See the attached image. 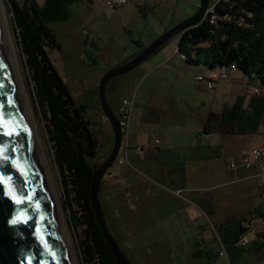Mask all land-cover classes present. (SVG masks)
<instances>
[{
	"label": "rangeland",
	"instance_id": "rangeland-1",
	"mask_svg": "<svg viewBox=\"0 0 264 264\" xmlns=\"http://www.w3.org/2000/svg\"><path fill=\"white\" fill-rule=\"evenodd\" d=\"M36 1L41 4L44 0ZM217 1L209 0L206 17ZM1 2L75 258L77 264H83L78 246L83 225L73 223L80 209L53 162L43 115L35 107L32 83L12 28L10 7L7 0ZM199 4L200 0H126L112 7L103 0H78L70 4L66 19L50 23L60 50H49V56L76 102L88 106L86 115L97 132L100 147L95 166L106 159L113 138L98 94L88 102L87 91L98 88L106 70L125 62L166 29L195 14ZM179 38V34L173 36L152 57L110 79L105 90L107 101L113 105L121 98L134 100L129 149L126 155L120 150L118 157L123 164L115 162L107 170L113 176H104L100 187L103 195L105 189L110 195L119 191L112 198H102L120 207L115 218L121 229L116 233L108 226L132 264H202L192 256L196 242L217 251L219 223L231 215L257 216L253 209L264 202L260 177L243 179L252 173L229 168L233 160L264 147V119L254 135L203 134L206 122L217 123L212 113L231 106L239 94L251 95L255 89L262 92L260 81L228 67L211 70L186 63L176 53ZM133 40H139L142 46ZM221 73L228 77L222 78ZM202 74L214 78L213 88L196 80L195 76ZM220 144L237 152L229 153ZM192 186L199 191H191ZM107 217L111 223L112 215ZM250 226L246 236L258 239L256 233L264 230V218L254 219ZM213 264H264V249L245 253L232 263L221 256Z\"/></svg>",
	"mask_w": 264,
	"mask_h": 264
},
{
	"label": "trees",
	"instance_id": "trees-1",
	"mask_svg": "<svg viewBox=\"0 0 264 264\" xmlns=\"http://www.w3.org/2000/svg\"><path fill=\"white\" fill-rule=\"evenodd\" d=\"M7 1L16 42L32 83L35 107L43 115L53 162L69 185L72 198L80 209V215L77 221L73 217V223L83 225V237L78 240L83 264H116L95 220L89 198L92 168L100 147L97 132L86 115L88 106L76 102L49 56V50H60V42L50 23L66 19L70 4L78 0H44L41 4L36 0H23L21 3L17 0ZM212 14L216 18L213 22L210 20ZM133 41L142 46L139 40ZM177 53L190 65H204L211 70L228 67L260 81L262 92L255 89L251 95L239 94L231 106L225 105L220 113H212L217 123L214 120L206 122L203 129L205 135L218 132L237 137L257 134L264 119V0H218L202 22L180 35ZM109 105L116 114L117 106ZM220 145L226 147L225 144ZM245 155L233 161L240 163ZM247 172L258 177L256 169ZM104 176L113 175L106 171ZM115 176L117 179L118 176ZM262 186L264 189V184ZM262 191L260 195L264 198ZM110 194L105 189L103 195L101 190L99 198L108 229L109 224L118 233L122 224L115 215H118L120 207L102 197L112 198L119 195V191ZM263 206L264 202L253 209L257 216L227 217L217 227L219 249L215 251L197 241L192 256L202 264H213L224 249L232 263L245 253L263 250L264 230L256 233L258 239L249 238L247 244L241 242L249 232L252 221L264 218ZM109 213L113 217L111 223L107 217Z\"/></svg>",
	"mask_w": 264,
	"mask_h": 264
},
{
	"label": "water",
	"instance_id": "water-1",
	"mask_svg": "<svg viewBox=\"0 0 264 264\" xmlns=\"http://www.w3.org/2000/svg\"><path fill=\"white\" fill-rule=\"evenodd\" d=\"M209 0H200L195 14L166 29L128 60L105 71L98 99L112 131L106 159L93 166L89 198L95 220L116 264H132L108 229L99 192L106 171L119 154L122 132L106 98L110 79L124 74L156 54L175 35L206 17ZM0 264H72L68 242L37 147L28 105L18 80L14 55L0 10Z\"/></svg>",
	"mask_w": 264,
	"mask_h": 264
},
{
	"label": "built area",
	"instance_id": "built-area-1",
	"mask_svg": "<svg viewBox=\"0 0 264 264\" xmlns=\"http://www.w3.org/2000/svg\"><path fill=\"white\" fill-rule=\"evenodd\" d=\"M106 5L108 6H119L122 5L126 2V0H103ZM212 11V10H210ZM208 11V13L210 12ZM208 15V14H207ZM206 18V17H205ZM215 16L212 14L210 16V20L213 22L215 20ZM232 68H234V65H232ZM220 76L222 78L228 77L227 73H221ZM196 80L199 81L200 83L204 84L208 88H213L214 87V78L213 77H206L205 75H196L195 76ZM133 106H134V100L133 98H121L117 104V109H116V116L118 117V122L121 128L122 132V141H121V146L119 149H122L124 155L127 154V151L129 149V133H128V128L130 124L131 117L133 116ZM159 143V140L156 141ZM141 148H138V151ZM119 155V154H118ZM115 162L119 165L123 164L122 158L118 157L116 158ZM230 168L232 170H253L256 169L258 171V177L262 179V182L264 184V148H255L253 149L249 154L245 155L240 163L233 161L230 164ZM262 195L264 196V189L262 191ZM243 244H247L249 242V237L244 236L241 241ZM221 256H227V253L224 249L220 251Z\"/></svg>",
	"mask_w": 264,
	"mask_h": 264
},
{
	"label": "bare ground",
	"instance_id": "bare-ground-1",
	"mask_svg": "<svg viewBox=\"0 0 264 264\" xmlns=\"http://www.w3.org/2000/svg\"><path fill=\"white\" fill-rule=\"evenodd\" d=\"M0 10H1V14H2V20L4 22L5 29H6L7 39H8V42L10 44L11 51H12V53L14 55L16 69H17V75H18V80H19V83H20V86H21V91H22V94H23V96H24V98L26 100V103H27L28 109H29V113H30V116H31V122H32L33 130H34V135H35V138H36L37 147L39 149V152H40V155H41V160L43 162V166H44L46 174H47V180L49 181L51 189L53 191L57 212H58V215L60 217L62 228L64 230V233H65V236H66V239H67V242H68L70 258H71L72 264H77V261H76V258H75V254H74V251H73L71 238H70V235H69V232H68V229H67L65 218L63 216V211H62V208H61L59 197H58V195L56 193V190H55V187H54L55 183L53 184V181H52V177H51V173H50V169H49L50 166H49V162H48V154L45 152V149L42 146L43 143H41V139H40L39 134H38L37 123H36L35 116H34V113H33V110H32L31 102H30L31 100H29V97H28V94L26 92L25 85H24V82H23L24 80L22 79L21 72H20L21 70H20V61H19V58H18L19 56L17 54L16 46H15V43L13 41V38H12V35H11V31L9 30V27H8L6 14H5L4 10H3V6H2L1 0H0Z\"/></svg>",
	"mask_w": 264,
	"mask_h": 264
},
{
	"label": "crops",
	"instance_id": "crops-1",
	"mask_svg": "<svg viewBox=\"0 0 264 264\" xmlns=\"http://www.w3.org/2000/svg\"><path fill=\"white\" fill-rule=\"evenodd\" d=\"M163 48V47H162ZM177 53V52H176ZM173 58V56L167 61V62H169L171 59ZM119 64H121V63H119ZM96 94H98V88L97 87H92V88H90V90H88L87 91V98L86 99H89V100H87L88 102H90V101H92L94 98H96ZM118 102H119V100H118ZM82 103H84V104H86L85 102H83L82 101ZM118 104V103H117ZM117 106V105H116ZM263 123V122H262ZM227 147V151H229L230 149H229V145H227L226 146ZM257 148H264V147H257ZM232 151L230 150L229 151V153H231ZM237 151H235L234 150V152L233 153H236ZM237 171H239V170H237ZM206 178V177H205ZM249 178H255V175L252 173V175L251 176H248V177H244L243 179H249ZM196 180H198V179H196ZM199 181V180H198ZM190 190H192L193 192H196V191H199V188H196V187H193L192 186V188H190Z\"/></svg>",
	"mask_w": 264,
	"mask_h": 264
},
{
	"label": "flooded vegetation",
	"instance_id": "flooded-vegetation-1",
	"mask_svg": "<svg viewBox=\"0 0 264 264\" xmlns=\"http://www.w3.org/2000/svg\"><path fill=\"white\" fill-rule=\"evenodd\" d=\"M191 191H192V190H191ZM192 253H194V251H193Z\"/></svg>",
	"mask_w": 264,
	"mask_h": 264
}]
</instances>
